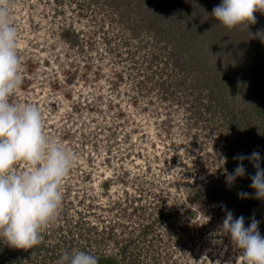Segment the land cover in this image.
<instances>
[{"label":"rangeland","instance_id":"obj_1","mask_svg":"<svg viewBox=\"0 0 264 264\" xmlns=\"http://www.w3.org/2000/svg\"><path fill=\"white\" fill-rule=\"evenodd\" d=\"M209 1L12 0L24 80L10 102L37 106L45 133L76 154L58 216L41 230V245L54 243L60 258L243 264L221 231L231 173L223 160L240 134L227 122H244V143L262 154L264 96L250 103L229 72L221 108L195 81L214 26ZM150 13L164 20L151 24L155 39L140 27ZM191 16L201 20L189 34Z\"/></svg>","mask_w":264,"mask_h":264},{"label":"clouds","instance_id":"obj_2","mask_svg":"<svg viewBox=\"0 0 264 264\" xmlns=\"http://www.w3.org/2000/svg\"><path fill=\"white\" fill-rule=\"evenodd\" d=\"M11 5L12 0H0V237L10 247L28 250L42 243L41 230L56 220L63 203L62 188L76 163V154L45 133L37 106L10 102L24 80ZM255 12L264 13V0H221L211 15L228 29H248L257 22ZM233 159L240 163L226 174L227 184L245 175L243 161L247 159L256 169L255 175H250L254 198L264 200V168L259 152L238 154ZM20 162L26 170H15ZM238 196L248 198L249 194L240 192ZM224 211L221 231L230 234L241 250L243 264H264L260 221L253 217L246 227L242 215L234 218L232 211ZM98 259L85 251L71 255L65 252L57 264H98Z\"/></svg>","mask_w":264,"mask_h":264},{"label":"trees","instance_id":"obj_3","mask_svg":"<svg viewBox=\"0 0 264 264\" xmlns=\"http://www.w3.org/2000/svg\"><path fill=\"white\" fill-rule=\"evenodd\" d=\"M212 9L214 6L221 3L220 0H210ZM212 9L208 11L210 20H213L214 26L212 30L210 29L204 35L203 41L209 46L206 51V55L203 57V60H206V64L203 63L198 65L195 68H192L191 71L195 73V81L201 83L199 87L206 88V93L210 96L209 102L212 103L215 100V103L222 108L224 105L222 98H224V91L227 88L226 82L224 80L223 74L229 76V72L239 80L238 82L244 86L245 93L246 91L253 93V97L250 103H256L259 101L257 97L264 96V13L255 12L257 22L255 24H250L247 27L237 26L233 29H228L226 26L217 21L212 15ZM262 16V17H261ZM148 21L141 22L140 27L145 31H149L153 39L156 38L157 30L154 28V23H158L159 26L164 24V20H158V18L152 16V14H147ZM192 20L188 21L189 24V34L194 33L195 25L198 23L200 17L194 18L191 16ZM145 24V25H144ZM148 24V25H147ZM212 59L213 63H216V68L212 64H207L208 60ZM215 60V62H214ZM186 68V67H185ZM202 78H197L196 75H201ZM197 89L198 85L196 84ZM195 88V87H194ZM196 90V89H195ZM197 92V90H196ZM201 93V90L198 91ZM207 108L210 107L207 105ZM261 129L264 130V103L261 108ZM243 123H239L234 120L232 115L227 122L228 131L230 129L237 128L240 130V134L232 143L227 146V160H226V169L228 172H233V170L240 163L238 160H234L233 157L238 154H243L245 156H250L253 152V146L244 143L245 129L243 128ZM263 125V126H262ZM257 130V129H255ZM262 133L261 131L259 132ZM262 135V134H261ZM238 142H237V141ZM261 157V168H264V150ZM244 161H247L244 160ZM244 163V162H243ZM246 172L243 177H237L236 180L231 184H227V190L222 199L225 203V208L232 211L234 218L243 216L245 218V226L247 227L251 218H255L260 221L259 231L261 234H264V200H259L254 198L255 189L250 187L251 179L250 175H255L256 169L253 165L244 164ZM246 192L249 194L248 198H240L238 193ZM70 245V243H69ZM54 246V245H53ZM83 246V245H81ZM48 250L52 247H47V245H37L32 249L25 251V258L27 256H35L39 250ZM56 246L53 249V258L56 259L54 264H57L59 260V253L57 252ZM18 253V250L13 247H7L3 242L0 243V264H3L4 261L12 263L11 259L7 258L5 255H13ZM95 255V254H94ZM97 256V255H96ZM98 259V264H110L109 259H103L100 256ZM130 258L127 256L122 260L128 261ZM131 260V259H130Z\"/></svg>","mask_w":264,"mask_h":264},{"label":"built area","instance_id":"obj_4","mask_svg":"<svg viewBox=\"0 0 264 264\" xmlns=\"http://www.w3.org/2000/svg\"><path fill=\"white\" fill-rule=\"evenodd\" d=\"M54 243H52L50 246L47 247H52L51 249H49L48 251H46V253L48 255L51 256L50 260H48V264H54L56 262V259L53 258V245ZM43 245V244H42ZM7 247H10L8 244H6ZM46 246V244H45ZM85 249V248H84ZM18 253L11 255H5L7 256V258L11 259L12 263H9L7 261H4L3 264H26V262H28L27 264H42V260H44L43 258V251L42 248L39 250L38 253H36L35 256H27V258H25V249H17Z\"/></svg>","mask_w":264,"mask_h":264},{"label":"water","instance_id":"obj_5","mask_svg":"<svg viewBox=\"0 0 264 264\" xmlns=\"http://www.w3.org/2000/svg\"><path fill=\"white\" fill-rule=\"evenodd\" d=\"M190 216H192V213H189Z\"/></svg>","mask_w":264,"mask_h":264}]
</instances>
